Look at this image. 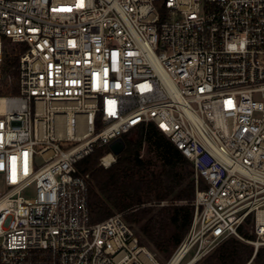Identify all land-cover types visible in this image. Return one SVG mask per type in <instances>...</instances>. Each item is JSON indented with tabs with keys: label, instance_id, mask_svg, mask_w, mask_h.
<instances>
[{
	"label": "built area",
	"instance_id": "obj_1",
	"mask_svg": "<svg viewBox=\"0 0 264 264\" xmlns=\"http://www.w3.org/2000/svg\"><path fill=\"white\" fill-rule=\"evenodd\" d=\"M149 123L194 168L166 263L92 221L77 169ZM232 236L264 247V0H0V264H195Z\"/></svg>",
	"mask_w": 264,
	"mask_h": 264
},
{
	"label": "trees",
	"instance_id": "obj_2",
	"mask_svg": "<svg viewBox=\"0 0 264 264\" xmlns=\"http://www.w3.org/2000/svg\"><path fill=\"white\" fill-rule=\"evenodd\" d=\"M124 151L105 167L100 159L109 148L99 146L77 164L90 175L89 207L93 222L120 212L137 228L141 243L164 258L171 256L191 228L196 193L194 168L175 143L153 123L122 135ZM163 203V204H161ZM240 227L247 239L254 234ZM264 264V247L229 237L198 264Z\"/></svg>",
	"mask_w": 264,
	"mask_h": 264
},
{
	"label": "rangeland",
	"instance_id": "obj_3",
	"mask_svg": "<svg viewBox=\"0 0 264 264\" xmlns=\"http://www.w3.org/2000/svg\"><path fill=\"white\" fill-rule=\"evenodd\" d=\"M114 163V162H113ZM100 164L101 165H103L102 163H101V159H100ZM104 166V165H103ZM106 167V166H105ZM24 194H25V196L26 197H28V198H33L34 196H35V187H34V185H31L30 187H28L26 190H25V192H24ZM161 204H163V203H161ZM117 213H120V212H117ZM247 226V229H248V231L250 232V229H251V225L250 224H248V225H246ZM135 228V227H134ZM136 230H137V228H135ZM138 231V230H137ZM233 237H236V236H233ZM238 238V237H237ZM240 239V238H239ZM241 240H243V239H241ZM243 241H246V242H248V243H250V244H252L253 245V247H254V254H255V246H254V244L252 243V242H250V241H248V240H243ZM216 248V247H215ZM214 248V249H215ZM151 249V248H150ZM213 249V250H214ZM152 250V249H151ZM213 250H211L210 252H208L206 255H204L200 260H198L195 264H198V263H200L201 261H203ZM155 254H156V256H157V258L162 262V263H166L167 261H168V259H169V257L168 258H164L161 254H159V253H157V252H155L154 250H152ZM192 254H193V251H190L188 254H187V256L185 257V259L183 260V262H185V261H187L191 256H192ZM246 264H253V263H251V260L248 262V263H246Z\"/></svg>",
	"mask_w": 264,
	"mask_h": 264
},
{
	"label": "water",
	"instance_id": "obj_4",
	"mask_svg": "<svg viewBox=\"0 0 264 264\" xmlns=\"http://www.w3.org/2000/svg\"><path fill=\"white\" fill-rule=\"evenodd\" d=\"M110 149L113 151L115 155L121 154L125 149V140L123 139V137L114 140L110 144Z\"/></svg>",
	"mask_w": 264,
	"mask_h": 264
},
{
	"label": "bare ground",
	"instance_id": "obj_5",
	"mask_svg": "<svg viewBox=\"0 0 264 264\" xmlns=\"http://www.w3.org/2000/svg\"><path fill=\"white\" fill-rule=\"evenodd\" d=\"M112 159H113V156H112L111 154H107V155L105 156V158H104V160H105L107 163H109L110 161H112Z\"/></svg>",
	"mask_w": 264,
	"mask_h": 264
}]
</instances>
